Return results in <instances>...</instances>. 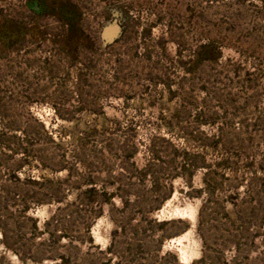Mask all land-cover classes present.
Masks as SVG:
<instances>
[{"label":"rangeland","instance_id":"1","mask_svg":"<svg viewBox=\"0 0 264 264\" xmlns=\"http://www.w3.org/2000/svg\"><path fill=\"white\" fill-rule=\"evenodd\" d=\"M178 248L264 264V0H0V264Z\"/></svg>","mask_w":264,"mask_h":264},{"label":"bare ground","instance_id":"2","mask_svg":"<svg viewBox=\"0 0 264 264\" xmlns=\"http://www.w3.org/2000/svg\"><path fill=\"white\" fill-rule=\"evenodd\" d=\"M170 244H176V245H181L182 240L181 239H176V240H171ZM177 252L179 254V259L182 264H189V254L186 248H178Z\"/></svg>","mask_w":264,"mask_h":264}]
</instances>
